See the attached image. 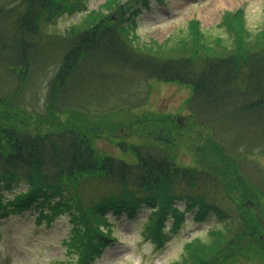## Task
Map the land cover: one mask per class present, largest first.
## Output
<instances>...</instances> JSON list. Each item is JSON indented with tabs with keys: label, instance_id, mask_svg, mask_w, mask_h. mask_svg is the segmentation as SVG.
Instances as JSON below:
<instances>
[{
	"label": "trees",
	"instance_id": "1",
	"mask_svg": "<svg viewBox=\"0 0 264 264\" xmlns=\"http://www.w3.org/2000/svg\"><path fill=\"white\" fill-rule=\"evenodd\" d=\"M84 2L0 0V218L32 210L36 223H48L65 214L71 224L63 242L69 257L59 264H98L114 241L109 213L131 217L145 204L143 234L160 246L180 228L184 210L199 222L212 212L227 219L225 224L208 230L207 239L186 242L176 264H225L245 252L264 258L262 192L237 164L252 145L264 151V30L248 41L242 13L226 12L223 21L235 42L230 50L202 43L198 21L191 22L192 41L181 51L136 45L135 17L148 0H139L135 10L127 5L124 14L116 0H107L106 9H117L116 18L93 11L58 30V18L84 9ZM119 71L191 86L189 116L212 132L213 165L218 167L213 160L218 152L227 167L218 175L179 166L161 150L134 145L129 147L134 161L100 153L96 142L108 125L85 119L100 92L91 86L101 87ZM28 107L29 118L23 115ZM159 120L177 125L172 114L147 122ZM235 142L240 147L230 149ZM117 145L127 151L126 144ZM17 184L23 189L7 197ZM217 184L234 213L214 202L209 190L219 189ZM178 199H184V210L176 206Z\"/></svg>",
	"mask_w": 264,
	"mask_h": 264
},
{
	"label": "rangeland",
	"instance_id": "2",
	"mask_svg": "<svg viewBox=\"0 0 264 264\" xmlns=\"http://www.w3.org/2000/svg\"><path fill=\"white\" fill-rule=\"evenodd\" d=\"M138 1L116 0V5L117 8L120 6L124 14L127 5H134L133 10L137 9ZM106 3L107 0H85L84 9L70 15L65 13L58 18L57 29L63 31L77 25L93 11L116 18L117 9H106ZM138 8L134 30L138 42L135 44L153 47L155 44L162 45L166 52L181 51L180 47L184 44L190 45V24L193 21L199 22L202 43L220 51L224 47L230 50L235 42L233 32L223 21L226 12L242 13L248 41H255L264 30V0H148V7ZM116 74L115 77H107L108 80L101 87L91 86L100 92L88 105L87 111L90 113L85 119L89 123L104 122L108 125V129L102 132L104 137L96 142V149L100 153L134 161L129 148L134 145L161 150L179 166L204 168L215 174L217 171L218 175L227 167L228 161L221 160L218 152L213 157L218 167L213 165L212 132L209 128L199 126L189 116L185 103L191 94V86L175 81L148 79L125 71ZM41 80L39 78L38 83L43 91L42 85L45 83ZM34 107L37 112H43L42 106ZM32 109L28 107L29 112L23 115L31 117ZM166 114H172L177 125L171 126L162 123V120L147 122L148 118L162 119ZM59 117L65 120L67 116L62 114ZM118 143L126 144L127 151L119 150ZM239 145L235 142L230 149L237 150ZM252 146L243 158L240 155L242 151L237 154L240 155L237 164L248 182L260 189L261 201L264 202V151ZM23 187L21 184L13 186L6 196L10 197ZM219 189L209 190L214 202L222 208L229 207L228 211L234 213L229 199L221 198L223 192ZM175 204L184 210V199L176 200ZM148 212V207L142 203L131 217L108 214L114 241L96 260L98 264H176L182 258L186 242L196 237L207 239L208 230L221 228L227 221L208 212L204 220L199 222L194 220L193 211L184 210V221L180 228L168 233L162 245L157 246L143 234ZM168 223H171V218L166 220V225ZM70 225L65 214L56 216L48 223H36V215L32 210L10 213L0 218V264H59L65 261L69 256L63 242L70 232ZM225 264H264V258L255 252L249 255L245 252L230 256Z\"/></svg>",
	"mask_w": 264,
	"mask_h": 264
}]
</instances>
